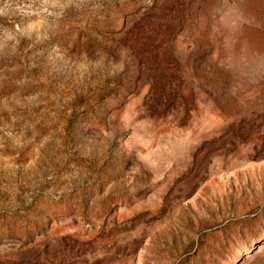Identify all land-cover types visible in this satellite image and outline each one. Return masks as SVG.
Instances as JSON below:
<instances>
[{
    "label": "rangeland",
    "instance_id": "obj_1",
    "mask_svg": "<svg viewBox=\"0 0 264 264\" xmlns=\"http://www.w3.org/2000/svg\"><path fill=\"white\" fill-rule=\"evenodd\" d=\"M0 264H264V0H0Z\"/></svg>",
    "mask_w": 264,
    "mask_h": 264
}]
</instances>
